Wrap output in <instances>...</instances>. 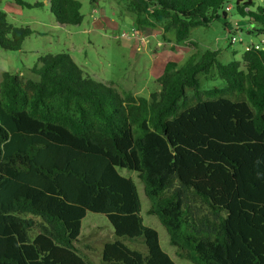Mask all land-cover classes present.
I'll return each instance as SVG.
<instances>
[{
    "label": "trees",
    "instance_id": "obj_1",
    "mask_svg": "<svg viewBox=\"0 0 264 264\" xmlns=\"http://www.w3.org/2000/svg\"><path fill=\"white\" fill-rule=\"evenodd\" d=\"M44 1L58 24L81 23L78 0ZM121 1L139 31L159 29L176 44L220 9L227 16L225 0ZM251 6L236 9L264 38L263 9ZM31 33L0 9V48L20 50ZM242 62L195 49L181 65L167 61L147 97L91 78L66 52L39 55L33 77L3 71L0 264H91L74 247L87 212L114 230L100 264H175L119 169L136 172L179 257L264 264V49L251 44ZM215 76L222 85H203ZM138 240L144 251L128 244Z\"/></svg>",
    "mask_w": 264,
    "mask_h": 264
},
{
    "label": "rangeland",
    "instance_id": "obj_2",
    "mask_svg": "<svg viewBox=\"0 0 264 264\" xmlns=\"http://www.w3.org/2000/svg\"><path fill=\"white\" fill-rule=\"evenodd\" d=\"M23 1L43 4L27 7L17 4L15 0L0 1V9L7 13L11 24L27 26L32 31L24 39L20 50L0 48V80L3 71L18 73L25 78L33 77L29 69L37 63L39 55L66 52L91 78L112 85L119 91L129 90L136 96L147 97L159 87L156 78L167 61L181 65L195 49H209L218 51V60L221 62L236 60L243 65L242 54L245 49L263 38L249 32L253 25L248 16L238 13V0H225L223 10L227 16L224 17L220 9L219 18H214L206 26L194 27L190 40L183 44H176L170 34L164 37L159 29L139 31L133 15L121 0H97L96 3L78 0L83 16L78 25L58 24L44 0ZM252 1L251 10L260 6L264 12V0ZM237 32L241 41L231 42L230 36ZM222 84L223 81L217 76L203 83L205 87ZM119 173L131 177L135 182L143 224L157 231L161 249L175 264H193L176 254V248L170 244L164 226L156 215L147 212L150 201L136 172L119 169ZM35 219L36 224L30 229L31 237L39 231L38 219ZM114 238V230L103 214L87 212L74 247L91 264H100L103 244ZM128 244L145 250L141 240Z\"/></svg>",
    "mask_w": 264,
    "mask_h": 264
},
{
    "label": "built area",
    "instance_id": "obj_3",
    "mask_svg": "<svg viewBox=\"0 0 264 264\" xmlns=\"http://www.w3.org/2000/svg\"><path fill=\"white\" fill-rule=\"evenodd\" d=\"M230 41L231 42H238L241 41V37L238 36V32L234 33L230 36ZM254 47L256 49H264V38H262L259 42L253 43Z\"/></svg>",
    "mask_w": 264,
    "mask_h": 264
}]
</instances>
